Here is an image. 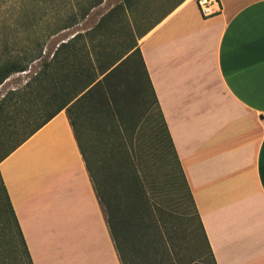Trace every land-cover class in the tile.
Segmentation results:
<instances>
[{
	"label": "crops",
	"instance_id": "obj_1",
	"mask_svg": "<svg viewBox=\"0 0 264 264\" xmlns=\"http://www.w3.org/2000/svg\"><path fill=\"white\" fill-rule=\"evenodd\" d=\"M220 2L139 45L217 264H264V0ZM0 171L34 264H121L65 111Z\"/></svg>",
	"mask_w": 264,
	"mask_h": 264
},
{
	"label": "trees",
	"instance_id": "obj_2",
	"mask_svg": "<svg viewBox=\"0 0 264 264\" xmlns=\"http://www.w3.org/2000/svg\"><path fill=\"white\" fill-rule=\"evenodd\" d=\"M104 1L79 0L70 12L56 13L53 22L46 28L41 27L40 24L29 27L27 42H17L16 39L6 44L0 42V87L14 75L27 73L33 63L37 61L42 63L41 69L23 88L9 91L0 101V165L57 115L65 111L105 213L121 264H135L131 252L134 242L131 231L134 225L116 216L113 201L104 188L103 181L98 177L88 148L83 145L85 141L79 128L80 113L86 109L90 110L91 114H95L102 112L100 108H104L106 117L114 121L115 108H118V88L130 72L148 102L147 111L150 116L154 117L157 111L159 123L158 121L157 124L155 123V131L158 143L170 166L176 191L182 196L181 199L185 197L190 202L192 209L185 211V215L190 222L195 220L198 222L201 237L197 240L205 244L211 262L217 264L139 45V41L147 33L163 22L186 0H123L102 18L96 28L78 33L60 43L55 52L47 56L45 49L50 39L78 26ZM132 17L135 27L140 28L146 23L150 26L137 35L134 34L133 26H126V35L132 40V44L123 56L117 57L115 48L110 42L114 34L108 30V24L113 22L115 24L113 27L116 28L118 24H124ZM126 56L128 57L123 60ZM126 66L129 67L124 69ZM22 101L34 105V108L32 112L20 116ZM129 160L133 168L132 189L139 204L138 215L141 222L143 224L149 222L148 227L154 231L149 243L152 242L155 257L159 264H175L167 240L154 219L152 201L144 190L136 160L131 154ZM0 213L3 215L0 227L12 233L18 264H34L1 171ZM144 227L147 228L146 225L137 224L141 233L140 238L143 240L147 239L143 236ZM144 234L147 237V234ZM0 264H5L1 255Z\"/></svg>",
	"mask_w": 264,
	"mask_h": 264
},
{
	"label": "rangeland",
	"instance_id": "obj_3",
	"mask_svg": "<svg viewBox=\"0 0 264 264\" xmlns=\"http://www.w3.org/2000/svg\"><path fill=\"white\" fill-rule=\"evenodd\" d=\"M77 1L79 0H0V42L6 44L14 42V39L17 42H27L29 27L40 24L41 27L46 28L53 22L56 13L70 12ZM122 1L105 0L78 26L50 39L45 49L47 56L53 54L60 43L78 33L96 28L102 18ZM133 20L132 17L124 24H118L116 28L113 27L115 25L113 22L108 24V30L114 34L110 42L115 48L117 57L123 56L132 44V40L126 35V26H133L135 35L150 26L146 23L137 28ZM41 67L42 63L37 61L30 66L27 73L11 77L0 87V101L9 91L23 88ZM127 67L129 66L124 69ZM118 95V108H115L114 121L106 117L104 108H100L102 112L95 114H91L90 110L86 109L80 113L79 128L85 141H82L83 145L88 148L98 177L103 181V186L113 201L116 216L134 225L131 231L134 240L131 252L135 264H159V261L155 257L152 242L149 243L154 231L148 227L149 222L143 224L138 215L139 204L132 189L133 168L129 160L130 154L136 160L144 190L152 201L154 219L167 240L173 262L213 264L206 252L205 244L197 240L201 237L198 222L196 220L190 222L185 215V211L192 210L190 202L184 195V199H181L182 196L176 191L170 166L158 143L155 131V123L157 121L159 123L157 111L154 117L150 116L147 111L148 102L130 72L120 83ZM20 105L22 106L20 116L32 112L34 108V105L31 106L25 101ZM181 185L179 179V186ZM1 220L3 215L0 213ZM137 224L147 226L144 227L147 237L143 233L147 239L140 238L141 233ZM0 255L5 264H18L12 233L3 227H0Z\"/></svg>",
	"mask_w": 264,
	"mask_h": 264
},
{
	"label": "built area",
	"instance_id": "obj_4",
	"mask_svg": "<svg viewBox=\"0 0 264 264\" xmlns=\"http://www.w3.org/2000/svg\"><path fill=\"white\" fill-rule=\"evenodd\" d=\"M203 17L211 18L223 12L220 0H197Z\"/></svg>",
	"mask_w": 264,
	"mask_h": 264
}]
</instances>
